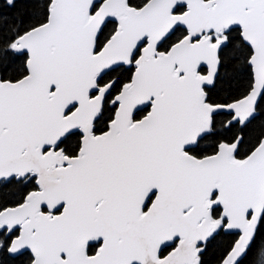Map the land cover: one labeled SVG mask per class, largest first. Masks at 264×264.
<instances>
[{
    "label": "snow or ice",
    "instance_id": "snow-or-ice-1",
    "mask_svg": "<svg viewBox=\"0 0 264 264\" xmlns=\"http://www.w3.org/2000/svg\"><path fill=\"white\" fill-rule=\"evenodd\" d=\"M264 264V0H0V264Z\"/></svg>",
    "mask_w": 264,
    "mask_h": 264
},
{
    "label": "trees",
    "instance_id": "trees-1",
    "mask_svg": "<svg viewBox=\"0 0 264 264\" xmlns=\"http://www.w3.org/2000/svg\"><path fill=\"white\" fill-rule=\"evenodd\" d=\"M9 264H11V262H9Z\"/></svg>",
    "mask_w": 264,
    "mask_h": 264
}]
</instances>
